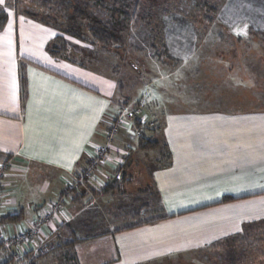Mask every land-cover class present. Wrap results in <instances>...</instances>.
<instances>
[{
	"label": "crops",
	"instance_id": "crops-1",
	"mask_svg": "<svg viewBox=\"0 0 264 264\" xmlns=\"http://www.w3.org/2000/svg\"><path fill=\"white\" fill-rule=\"evenodd\" d=\"M249 2L259 7L257 0ZM8 16L0 32V168L4 172L0 218L18 212L23 217L18 223H1V234L18 235L48 204L60 199L64 188L85 171L97 149L105 144L111 118L125 112L137 97L144 101L143 118L148 124L161 120V128L151 132L150 139L165 144L169 155L163 166L159 160L156 167L144 164L151 169L142 173L140 185L131 180L128 188L122 189L136 194L153 189L159 202L148 213L159 214L162 220L94 237H74L79 240L73 242L77 210L64 201L63 209L39 237L20 250L22 255L34 257L33 264H69L70 256L75 264H152L185 261L200 251L222 247L227 252L241 248L224 241L245 224L264 220L263 114L201 112L199 105L188 108L179 95L173 97L167 91L155 97L146 88L135 99L122 101L117 98L115 78L46 54L45 46L58 35L56 31L14 14ZM173 29L164 32L168 53L177 61H187L193 31L186 25L173 37ZM21 74L26 79L24 99ZM167 102L180 109L160 106ZM252 116L257 117L256 128L249 125ZM127 117H131L129 113ZM124 133L112 140L106 158L82 183V195L100 192L122 175L118 168L126 156L142 152L137 143L124 139ZM250 149L261 152L252 172L247 159ZM226 196L234 200L221 203ZM44 250L47 253H42ZM9 260L11 253L0 249V264Z\"/></svg>",
	"mask_w": 264,
	"mask_h": 264
},
{
	"label": "rangeland",
	"instance_id": "rangeland-1",
	"mask_svg": "<svg viewBox=\"0 0 264 264\" xmlns=\"http://www.w3.org/2000/svg\"><path fill=\"white\" fill-rule=\"evenodd\" d=\"M82 1L89 4L92 13L104 23H110L114 19L120 18L113 14V10L123 9L126 4L124 0H100L103 2L100 5H95V1L99 0ZM203 1L209 2L208 0ZM212 1L214 6L219 9L217 14L209 11L207 6H200L197 0H146V4L150 6V14H153L151 15L153 24H157L156 22L160 23V26L162 24L163 38L164 32L170 31L172 28H175L171 31V34H173L171 36L173 37H175L176 33H180L183 28L185 29L186 25L189 29H192L194 43L187 61L180 59V61L175 63L168 60L163 63L156 62L150 56L153 51L149 47L150 44L147 38L149 29L134 30L131 22L127 23L126 28L122 31L123 41L125 42L123 50L104 49L101 45L93 43L88 35H86V42L66 37L69 46V52L66 56L68 59L80 62L83 67L89 68L94 72L115 78L118 85L117 98L122 101L137 97L146 88L147 91L151 92L150 95L153 94L155 97L165 95L164 92L167 91L173 97L179 95L186 101L185 104L189 106L188 108L192 109L199 105L201 112L214 110L218 113L232 111L252 114L259 112L264 115V39L261 35H242L240 31L232 30V27L235 26V20L241 19L236 24L240 25L248 22L253 30L264 32V16L260 17V14L264 15V0H257L256 3L259 7H254L253 3L249 2L250 0H228L224 5H222L223 0ZM9 4V7H4L8 15L14 14L25 19L22 16L24 11L38 12L37 9L29 6L28 3L22 4L17 11L13 10L11 2ZM1 6H4V4H1ZM228 6H230L233 13L231 15L228 12ZM225 7L227 9L225 12H228V15L225 12L223 13ZM132 9L133 6L129 8V12ZM235 13L237 14L234 15ZM225 16L229 17L226 19ZM182 21L186 25H181ZM64 22L65 17L61 14V16L57 17L55 24L50 25L52 27L50 29L60 35L57 29ZM132 65L136 67V71ZM178 66H184V68L182 69ZM197 66H199L198 71H193L194 68L197 70ZM162 76L164 77L162 78ZM153 87H157V89L153 91ZM207 96H209L208 99L203 98ZM137 100L139 101L136 103ZM137 100L130 102L129 108L125 112L111 118L112 124L107 133L114 125L115 120H120L122 123L124 122V127H120L118 134L125 132L123 135L124 139L136 144L140 137L136 135V132L139 130H135L133 126L134 120L132 121L131 117H127V113L133 116L131 112L135 108L142 110V115L136 117L137 120H143V123L140 124L145 127L147 125L150 126V128L148 127L149 132L147 131L148 133L146 134L147 137L151 138V132H157L161 128L160 119H156L150 124L147 123V119L143 118L144 101H141L138 97ZM163 102H166V100ZM167 103L168 105L160 103V106H166V109H171L172 107L174 108L173 110L180 109L178 108L180 106L177 107L176 103ZM255 117H249L250 127H257L256 123L258 120ZM116 136L108 141V135L106 134V142L103 145L108 148L106 156L113 143L112 140ZM158 144L159 147L157 149L142 152L136 151L135 154L133 152L130 156H126L121 165L125 177L116 178V184H111L112 191L110 190L107 194L91 192L87 195H82L81 184L74 186L76 181L72 183L74 189H68V186L64 188L60 199L63 200V204L64 201L71 203L77 210L72 223L75 235L72 236L73 242L79 240H75L74 237L88 238L104 233H114L122 231L124 227L132 225L138 220L143 221L149 217L159 218V214L154 212L149 213V216L144 215L135 217V219H133L134 216L132 215V211L140 214V210L145 209L143 205H146L145 207H148L146 209L149 210L157 207L159 200L153 197V194H155L153 189L148 191L151 195L143 192L136 194L130 190L129 193L122 191L124 186L128 188L126 185L131 180V183L134 182L137 186L138 184L140 185L141 179L139 178L142 173L151 169L145 167L144 164L151 163L156 167L158 160L159 165L163 166L166 164L168 159L167 148L161 142H158ZM260 154V151L250 149L249 157L247 158L251 165L248 167L250 172L255 169L256 160L260 161ZM87 178L89 177H81V183L84 184ZM61 236L64 238L65 233ZM0 249L6 251L2 247ZM42 253L45 254L47 251L44 250ZM25 255H22V264H31L32 259H26ZM67 256H69L68 253ZM193 256L185 257V261L170 260L152 264H264V243L262 242L255 249L243 250L242 248H235L232 252H227L225 247H222L214 249V251L206 250L204 253L200 251L197 256L196 254ZM32 258L35 259L34 257ZM195 259L197 261L192 262ZM11 261V264H13L12 258Z\"/></svg>",
	"mask_w": 264,
	"mask_h": 264
},
{
	"label": "trees",
	"instance_id": "trees-1",
	"mask_svg": "<svg viewBox=\"0 0 264 264\" xmlns=\"http://www.w3.org/2000/svg\"><path fill=\"white\" fill-rule=\"evenodd\" d=\"M112 1V0H110ZM120 1V0H117ZM198 4L202 7H208L209 11L217 14L219 10L214 6L212 0H208L209 2H205L203 0H197ZM228 0H223L222 5L226 4ZM232 1V0H229ZM9 2L13 5V10L17 11L22 4L28 3L29 6L37 9L38 12L34 11H24L22 16L26 19L33 20L41 25L52 28L50 25L55 24L57 17L61 14L65 17L64 24H61L57 31L60 35L54 37L51 41H49L45 46L46 53L56 61H65L71 65L83 67V65L76 61L68 59L66 54L69 52V46L66 41V37H71L81 42H86V35L92 39L93 43H97L101 45L104 49H116L117 51L123 50V44L125 43L122 36V31L126 28L127 23L131 22L133 24L134 30L139 29H149L148 31V41L149 47L153 51L150 55L156 62L163 63L168 61H172L175 63L173 57H171L168 53L167 47L163 38V28L162 24L156 22L157 24H153L152 17L150 14V6L146 4V0H124L125 6L123 9H114L113 14L119 16L120 18L114 19L112 22L104 23L101 20L97 19L96 16L91 11V6L89 4L84 3L82 0H6L4 6L0 5V32H2L8 22V13L5 11L4 7H9ZM102 1H95V5L102 4ZM208 3V4H207ZM220 5V7H222ZM133 6L131 12H129V8ZM44 12V13H42ZM233 31H240L242 35H250L256 34L261 35L264 39V32L253 30L250 23L243 24H235L232 27ZM66 56V57H65ZM23 66V65H20ZM20 92L22 94V99L26 96V79L24 75H20ZM131 120L133 121V126L135 130H139L140 137L137 140V148L142 151L154 150L159 147L158 142L152 141L149 137H147L148 127L142 126L136 117L131 116ZM166 147V146H165ZM168 158L169 155L167 154ZM118 172L121 173V177L124 178L125 174L121 169V166L118 168ZM122 171V172H121ZM116 179L110 181L102 190L101 193H109L111 188V184H116ZM112 191V190H111ZM149 189L144 191H139L141 194L147 193L149 194ZM125 193V192H124ZM151 195V194H149ZM154 198H158V194L155 192L153 194ZM153 198V199H154ZM234 198L226 196L222 199L221 203H226L233 201ZM145 209L140 210V214L132 211V215L135 217H140L144 215H150L148 212V207H144ZM143 212V213H142ZM22 212H18L14 215H7L0 218L1 223H18L21 221L23 215ZM132 216V217H133ZM137 219V218H136ZM139 219V218H138ZM162 220L161 217L153 218L149 217L146 220H138L134 224L124 227L122 230L136 228L142 225L153 224ZM226 244H231V242L235 244H239V246L245 250H249L252 248H256L262 242L264 243V220H260L258 222H251L249 224H245L240 232L231 236L224 241ZM68 245V244H67ZM66 245V246H67ZM27 259V257L25 256ZM24 258V259H25ZM69 260L72 264H75L74 256H70ZM34 259L31 260V264H33ZM11 260L4 262L2 264H11Z\"/></svg>",
	"mask_w": 264,
	"mask_h": 264
},
{
	"label": "built area",
	"instance_id": "built-area-1",
	"mask_svg": "<svg viewBox=\"0 0 264 264\" xmlns=\"http://www.w3.org/2000/svg\"><path fill=\"white\" fill-rule=\"evenodd\" d=\"M131 114L135 117L141 116L142 115V110L140 108H135ZM121 117V116H120ZM139 123H143L142 119H138ZM124 122L122 121L115 120L114 125L110 129V131L107 133L108 135V141L111 140L112 137L116 136L119 132L120 127L123 126ZM136 135L139 136L140 132L137 131ZM107 146H103L97 149L96 153L93 155L91 160L89 161L88 166L86 167V170L80 175L81 177H90L92 173L95 171L96 167L101 164V162L105 159L106 154H107ZM4 176L3 169L0 168V207L2 204V178ZM81 177H76V183L75 187L77 184H81ZM74 189L73 184L68 186V189ZM63 200L60 199L55 203L48 204L44 209L43 213L35 218L30 227L28 229H25L21 231L18 235L16 236H9L6 237L0 232V247L5 249L6 251L11 253V258L14 261L13 264H22L21 259H23L22 254L20 253V250L30 244L31 242H34L36 240L42 230L49 224V222L52 220L53 216L61 211L63 209Z\"/></svg>",
	"mask_w": 264,
	"mask_h": 264
},
{
	"label": "snow or ice",
	"instance_id": "snow-or-ice-1",
	"mask_svg": "<svg viewBox=\"0 0 264 264\" xmlns=\"http://www.w3.org/2000/svg\"><path fill=\"white\" fill-rule=\"evenodd\" d=\"M4 3V0H0V4H3Z\"/></svg>",
	"mask_w": 264,
	"mask_h": 264
},
{
	"label": "water",
	"instance_id": "water-1",
	"mask_svg": "<svg viewBox=\"0 0 264 264\" xmlns=\"http://www.w3.org/2000/svg\"><path fill=\"white\" fill-rule=\"evenodd\" d=\"M134 67V65H132ZM135 68V67H134Z\"/></svg>",
	"mask_w": 264,
	"mask_h": 264
}]
</instances>
